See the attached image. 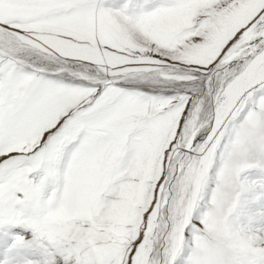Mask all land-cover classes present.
<instances>
[{"label": "snow or ice", "instance_id": "6c2138e0", "mask_svg": "<svg viewBox=\"0 0 264 264\" xmlns=\"http://www.w3.org/2000/svg\"><path fill=\"white\" fill-rule=\"evenodd\" d=\"M0 264H264V0H0Z\"/></svg>", "mask_w": 264, "mask_h": 264}]
</instances>
